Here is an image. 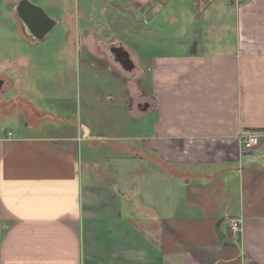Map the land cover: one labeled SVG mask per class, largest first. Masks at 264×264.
<instances>
[{
  "label": "crops",
  "instance_id": "crops-1",
  "mask_svg": "<svg viewBox=\"0 0 264 264\" xmlns=\"http://www.w3.org/2000/svg\"><path fill=\"white\" fill-rule=\"evenodd\" d=\"M130 4L133 71L79 44L73 115L0 132V264H264V0Z\"/></svg>",
  "mask_w": 264,
  "mask_h": 264
},
{
  "label": "rangeland",
  "instance_id": "rangeland-1",
  "mask_svg": "<svg viewBox=\"0 0 264 264\" xmlns=\"http://www.w3.org/2000/svg\"><path fill=\"white\" fill-rule=\"evenodd\" d=\"M21 0H0V79L5 85L0 90V132L33 134L25 129L36 110L35 99L43 107L56 110L58 116L73 115L72 108L78 99L76 73L79 54L87 57L86 51L101 54L105 60L115 59L111 52L113 43L127 50L136 48L138 37H152V20L148 14L137 11L131 0H30L42 7L56 21L54 30L45 40L39 42L24 33V27L17 16ZM137 64V63H136ZM138 67V66H137ZM33 74L43 75L39 88ZM52 77V78H51ZM52 79L55 89H45L46 80ZM29 88V89H28ZM63 93L69 98V109L58 110L56 103L47 102L46 93ZM52 107V108H50ZM32 117V118H31ZM46 125L51 121H43ZM49 123V124H48ZM40 128L34 133L42 134Z\"/></svg>",
  "mask_w": 264,
  "mask_h": 264
},
{
  "label": "water",
  "instance_id": "water-1",
  "mask_svg": "<svg viewBox=\"0 0 264 264\" xmlns=\"http://www.w3.org/2000/svg\"><path fill=\"white\" fill-rule=\"evenodd\" d=\"M17 16L24 27V33L36 41H43L49 33L56 27L57 23L45 10L33 4L30 0H21L16 8ZM117 61L126 71H133L135 64L131 59L130 53L122 47L113 46L111 49ZM4 81L0 79V90ZM144 111L149 107L148 104L141 105Z\"/></svg>",
  "mask_w": 264,
  "mask_h": 264
},
{
  "label": "built area",
  "instance_id": "built-area-1",
  "mask_svg": "<svg viewBox=\"0 0 264 264\" xmlns=\"http://www.w3.org/2000/svg\"><path fill=\"white\" fill-rule=\"evenodd\" d=\"M263 135L260 132H249L243 135V143L246 150L251 151L257 148L262 139ZM232 229L239 230L240 223L238 221L232 222Z\"/></svg>",
  "mask_w": 264,
  "mask_h": 264
},
{
  "label": "trees",
  "instance_id": "trees-1",
  "mask_svg": "<svg viewBox=\"0 0 264 264\" xmlns=\"http://www.w3.org/2000/svg\"><path fill=\"white\" fill-rule=\"evenodd\" d=\"M125 1H128V0H125Z\"/></svg>",
  "mask_w": 264,
  "mask_h": 264
},
{
  "label": "flooded vegetation",
  "instance_id": "flooded-vegetation-1",
  "mask_svg": "<svg viewBox=\"0 0 264 264\" xmlns=\"http://www.w3.org/2000/svg\"><path fill=\"white\" fill-rule=\"evenodd\" d=\"M19 4V3H18Z\"/></svg>",
  "mask_w": 264,
  "mask_h": 264
}]
</instances>
